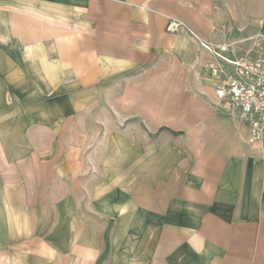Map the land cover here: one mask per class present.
Returning <instances> with one entry per match:
<instances>
[{
	"label": "crops",
	"instance_id": "obj_1",
	"mask_svg": "<svg viewBox=\"0 0 264 264\" xmlns=\"http://www.w3.org/2000/svg\"><path fill=\"white\" fill-rule=\"evenodd\" d=\"M256 34L264 0H0V264H264V140L201 47Z\"/></svg>",
	"mask_w": 264,
	"mask_h": 264
},
{
	"label": "built area",
	"instance_id": "obj_2",
	"mask_svg": "<svg viewBox=\"0 0 264 264\" xmlns=\"http://www.w3.org/2000/svg\"><path fill=\"white\" fill-rule=\"evenodd\" d=\"M184 27L181 20L171 18L167 31L176 34ZM244 42L250 48L240 55L233 53L231 43L201 42V47L213 60L210 69L217 82L218 101L229 104L248 125V143L256 145L264 140V35L256 34Z\"/></svg>",
	"mask_w": 264,
	"mask_h": 264
}]
</instances>
